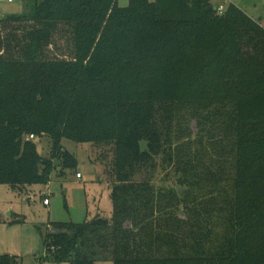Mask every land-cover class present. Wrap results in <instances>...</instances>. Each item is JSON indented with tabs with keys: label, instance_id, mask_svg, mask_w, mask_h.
<instances>
[{
	"label": "trees",
	"instance_id": "16d2710c",
	"mask_svg": "<svg viewBox=\"0 0 264 264\" xmlns=\"http://www.w3.org/2000/svg\"><path fill=\"white\" fill-rule=\"evenodd\" d=\"M35 1L32 16L0 17V183L46 185L76 164L63 139L93 143L106 151L98 161L114 207L111 217L51 224L42 258L264 264V26L212 0ZM66 38L70 54L52 55ZM164 103L194 106L202 131L216 118L228 144L230 171L199 170L194 158L183 196L149 174L160 154L176 163L153 117ZM31 135L50 137V156ZM20 263L0 254V264Z\"/></svg>",
	"mask_w": 264,
	"mask_h": 264
},
{
	"label": "rangeland",
	"instance_id": "374dc122",
	"mask_svg": "<svg viewBox=\"0 0 264 264\" xmlns=\"http://www.w3.org/2000/svg\"><path fill=\"white\" fill-rule=\"evenodd\" d=\"M212 3L218 12L220 6L226 9L234 4L264 26V0H212ZM118 4L128 6L129 0H118ZM36 10L35 0H0L1 18L29 17ZM72 48L73 38L62 39L51 54L67 56ZM153 110L156 125L162 133L163 146L168 151L173 150L176 162L169 164L162 154L156 157L154 171L149 172L155 186L165 189H175L178 185L185 187L183 196L188 189L181 184V179L189 173L187 163L194 158L199 170L207 171L210 167L217 170L221 165L226 172L230 171V158L224 161L227 140L221 141L222 123H213L216 118L202 131L194 106L164 103L154 105ZM30 138L37 143L41 155L50 156V137ZM62 143L76 156L75 166L66 168L63 175L53 173L48 184L27 185L21 191L0 183V254L17 256L20 264H52L42 258L44 235L54 229L51 224L82 223L92 220L97 214L105 217L113 214L111 189L104 173L106 162L98 161V156L106 152L105 149L93 143H77L69 139H63ZM137 178H142V175ZM179 204L177 215L184 219L187 207L185 203ZM181 243L180 240V246ZM96 264L113 263L102 260Z\"/></svg>",
	"mask_w": 264,
	"mask_h": 264
},
{
	"label": "water",
	"instance_id": "95a60500",
	"mask_svg": "<svg viewBox=\"0 0 264 264\" xmlns=\"http://www.w3.org/2000/svg\"><path fill=\"white\" fill-rule=\"evenodd\" d=\"M45 1H47V0H45ZM210 9H211V7H209ZM141 150L143 151V150H145V148H146V145H147V141H145V140H143V141H141ZM177 188V191H178V193H179V195H182L183 194V192L185 191V187H181V186H177L176 187Z\"/></svg>",
	"mask_w": 264,
	"mask_h": 264
},
{
	"label": "built area",
	"instance_id": "2783aa9c",
	"mask_svg": "<svg viewBox=\"0 0 264 264\" xmlns=\"http://www.w3.org/2000/svg\"><path fill=\"white\" fill-rule=\"evenodd\" d=\"M223 9H224V8H223L222 6H220L218 10H219V12L221 13V12L223 11ZM31 136H32V138L34 137V135H31ZM80 176H81V175L78 173V177H80ZM47 203H48V200L45 199V204H47Z\"/></svg>",
	"mask_w": 264,
	"mask_h": 264
}]
</instances>
